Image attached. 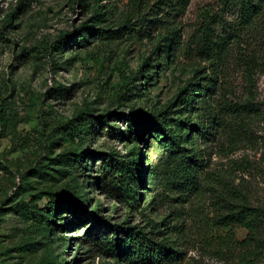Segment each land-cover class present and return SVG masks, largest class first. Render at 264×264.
<instances>
[{"label": "rangeland", "instance_id": "rangeland-1", "mask_svg": "<svg viewBox=\"0 0 264 264\" xmlns=\"http://www.w3.org/2000/svg\"><path fill=\"white\" fill-rule=\"evenodd\" d=\"M135 1L0 0V264H241L233 242L246 229L230 232L222 217L238 199L264 210V11L215 64L197 47L210 0L177 11L180 43L167 51L164 26H139ZM223 14L229 22L235 11ZM211 74L222 123L204 137L188 127L201 120L193 89ZM163 109L175 138L148 123ZM83 110L112 111L111 126L71 131ZM168 145L202 156L198 192L176 187ZM110 160L124 164L135 200L114 183L121 171ZM63 196L88 197L164 253L108 249L102 226L90 229Z\"/></svg>", "mask_w": 264, "mask_h": 264}, {"label": "trees", "instance_id": "trees-1", "mask_svg": "<svg viewBox=\"0 0 264 264\" xmlns=\"http://www.w3.org/2000/svg\"><path fill=\"white\" fill-rule=\"evenodd\" d=\"M189 3V0H155L150 6L145 8L140 0L134 2L133 8L135 10V19L138 20L139 26H152L154 28L161 24L165 28V33H168L169 43L165 45L166 51L175 48L180 43L178 29L174 23L175 14L183 11ZM209 8L213 12H206L200 21L198 27V51L205 55V58L210 59L212 63H221L222 57L228 50L230 41L236 35L237 29H243L249 26L253 21L264 11V0H210ZM234 10L235 14L232 20L224 17V11ZM160 13V15H159ZM223 30V33H221ZM164 47V49H165ZM214 71V68L212 69ZM216 89V77L214 74L207 75L206 78L198 84V88L193 89V94L197 96V102L201 103L199 106L201 120L195 121L190 124L191 133L206 136V133H211L208 128L217 124L222 120L217 119V111L212 103V95ZM191 99V97H190ZM166 110H160L161 115H153L150 117L148 123H155L162 126L164 133L173 135L165 124ZM112 111L103 114H96L93 116L89 110H83L77 113L71 120H69L68 128L71 131H78L84 128L86 131L94 124H111L108 117ZM132 113L127 112L124 114L126 121L132 120ZM94 120H91V117ZM80 134V131L78 132ZM169 150L173 149L168 145ZM171 169L172 175L175 179V185L181 194L188 195L196 193L200 190L199 173L203 171V158L199 157L195 152L191 153L185 150L182 146H178L172 150ZM115 164L113 169H118L121 173L118 175L117 182L114 183L120 189L121 194L129 201L135 200L133 188L128 183V174L124 172L123 163L117 160H110ZM140 164V162L138 161ZM111 164V165H112ZM170 170V169H169ZM117 171V170H115ZM129 169L126 168V172ZM97 184V181L92 180ZM86 195V194H84ZM239 197V196H238ZM225 199V198H223ZM64 203L68 204L71 210L76 211L79 218L82 220L89 219L91 222L90 229L95 225L102 226L104 234L106 235V242L108 249H119L124 243L131 246L134 244L137 247L136 253L138 257L146 260V255L151 259L160 257L164 253L165 248L160 242L148 238L145 235H140V231L135 227H123L117 223H112L102 217L100 214V205L89 207V198L83 196L81 198L71 199L68 196H63ZM237 202H228L226 205V212L223 214L224 227L231 232L235 225L241 226L246 229V235L240 240H234L233 245L236 249V257L241 264H254L264 258V210L259 206L252 205L243 199L236 200ZM60 240L65 246L69 242L68 237L61 236ZM132 251L135 253V251ZM232 259H236L232 255Z\"/></svg>", "mask_w": 264, "mask_h": 264}]
</instances>
